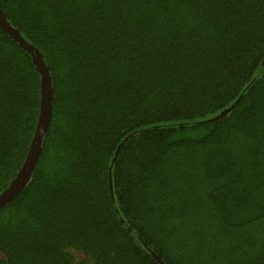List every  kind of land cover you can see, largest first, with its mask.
<instances>
[{
  "label": "trees",
  "instance_id": "trees-1",
  "mask_svg": "<svg viewBox=\"0 0 264 264\" xmlns=\"http://www.w3.org/2000/svg\"><path fill=\"white\" fill-rule=\"evenodd\" d=\"M0 8L54 90L31 180L0 208L2 264H160L151 250L167 264H264V0ZM40 102L32 56L0 27V193Z\"/></svg>",
  "mask_w": 264,
  "mask_h": 264
},
{
  "label": "water",
  "instance_id": "water-1",
  "mask_svg": "<svg viewBox=\"0 0 264 264\" xmlns=\"http://www.w3.org/2000/svg\"><path fill=\"white\" fill-rule=\"evenodd\" d=\"M0 27L8 35L25 49L33 58V61L41 74V105L35 134L33 136L30 149L26 159L19 169L16 176L10 182L7 188L0 193V208L15 198L29 183L31 176L42 151L45 135L50 124L53 111V86L52 76L47 63L44 60L43 53L33 43L29 42L21 33L20 29L12 25L0 8ZM264 68V61L259 66L260 72ZM231 108H226L219 114L224 115ZM154 258L160 264H167L155 251L151 250Z\"/></svg>",
  "mask_w": 264,
  "mask_h": 264
},
{
  "label": "rangeland",
  "instance_id": "rangeland-1",
  "mask_svg": "<svg viewBox=\"0 0 264 264\" xmlns=\"http://www.w3.org/2000/svg\"><path fill=\"white\" fill-rule=\"evenodd\" d=\"M78 255H79V256H81V254H80V253H78ZM80 258H83V257H80Z\"/></svg>",
  "mask_w": 264,
  "mask_h": 264
},
{
  "label": "snow or ice",
  "instance_id": "snow-or-ice-1",
  "mask_svg": "<svg viewBox=\"0 0 264 264\" xmlns=\"http://www.w3.org/2000/svg\"><path fill=\"white\" fill-rule=\"evenodd\" d=\"M0 264H2V261H0Z\"/></svg>",
  "mask_w": 264,
  "mask_h": 264
}]
</instances>
